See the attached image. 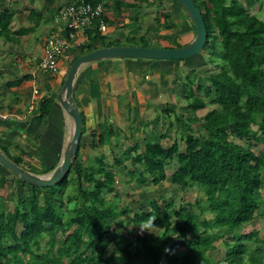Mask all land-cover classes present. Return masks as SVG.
I'll return each mask as SVG.
<instances>
[{"label":"trees","instance_id":"1","mask_svg":"<svg viewBox=\"0 0 264 264\" xmlns=\"http://www.w3.org/2000/svg\"><path fill=\"white\" fill-rule=\"evenodd\" d=\"M193 1L207 30L203 50L209 49L211 58H217V71L207 76L206 84L198 83L193 93L186 90L189 120L175 114L183 148L177 141L163 148L162 136H148L143 166L152 185L169 180L181 191L196 188L204 199L176 206L165 197H153L132 211L128 204L115 201L118 184L106 165L86 167L76 152L69 173L53 187H35L18 179L28 189L23 197L12 186L5 199L0 196V264H261L264 237L259 239L256 232L243 234L242 228L264 206V151L256 150V145L264 146V22L240 0ZM6 19L1 30L11 21L8 15ZM97 28L95 23L86 31L88 38L111 46ZM96 49L90 44L79 55ZM208 106L211 109L202 117L196 115ZM51 108L50 99L40 101L39 118ZM1 150L22 167L20 158ZM173 160L174 171L167 176ZM0 170L11 175L1 165ZM144 173L140 184L148 182ZM5 185L7 180L0 175V189ZM69 188L72 191L67 192ZM13 198L16 202L10 211L8 200ZM151 218L159 230L156 235L139 230L126 241L119 232L127 223L153 228ZM44 236L48 242L42 251ZM218 241L224 250L220 260L210 254L217 251ZM250 242L262 247L254 252Z\"/></svg>","mask_w":264,"mask_h":264},{"label":"crops","instance_id":"2","mask_svg":"<svg viewBox=\"0 0 264 264\" xmlns=\"http://www.w3.org/2000/svg\"><path fill=\"white\" fill-rule=\"evenodd\" d=\"M85 1L0 0V25L7 21V15L11 17L5 30L0 27V149L11 158H20L22 168L37 176H49L56 169L73 134V120L57 100L70 64L90 44L103 47L97 39H89L87 32L79 34L80 45L60 56L54 74L38 70L46 41L59 31L53 16L65 6ZM96 1L104 7L106 25L105 32L98 28L97 32L111 46L145 43L154 48H175L195 38L192 22L175 0ZM240 2L264 22V10H260L264 9V0ZM209 53L204 49L180 61L106 59L84 64L76 74L72 98L82 115L78 161L86 167L105 164L115 176L117 192L123 195L120 201L138 205L133 206L134 211L150 199L146 195L150 176L143 166L146 138L160 135L163 148L175 141L183 148L175 114L189 120L186 90L193 93L198 83L206 84L207 76L217 71L215 63L207 60ZM44 99L52 101V108L40 119L38 107ZM209 109L199 110L196 115L202 117ZM196 128L193 124L194 132ZM141 173L148 180L145 184L139 183ZM0 175L7 180L0 189L1 197L2 192L8 195L11 189L20 197L28 192L18 179L2 170ZM261 195L264 197V187ZM262 219L264 206L242 233L256 232L262 240ZM245 228L250 230L244 232ZM250 246L255 252L262 244L254 246L250 242ZM260 263L264 264V256Z\"/></svg>","mask_w":264,"mask_h":264},{"label":"water","instance_id":"3","mask_svg":"<svg viewBox=\"0 0 264 264\" xmlns=\"http://www.w3.org/2000/svg\"><path fill=\"white\" fill-rule=\"evenodd\" d=\"M189 17L195 28V38L191 43L179 48H154L142 46H108L101 47L74 59L70 64L65 82L57 96L60 106L70 115L74 130L70 142L63 153L62 162L46 177L37 176L10 161L0 149V165L12 176L35 187L49 188L63 179L70 171L75 154L79 148L82 130V115L74 104L72 89L79 68L88 63L114 59L139 58L147 60L176 61L185 60L200 53L207 40V30L201 10L193 0H176Z\"/></svg>","mask_w":264,"mask_h":264},{"label":"built area","instance_id":"4","mask_svg":"<svg viewBox=\"0 0 264 264\" xmlns=\"http://www.w3.org/2000/svg\"><path fill=\"white\" fill-rule=\"evenodd\" d=\"M104 7L102 4L92 5L86 2L74 3L60 9L53 16V23L59 31L53 33L46 41L43 55L38 64L42 74L51 75L57 71L60 56L79 46L78 35H84L87 30L98 24V29L105 32L103 21ZM37 90L34 91L36 95Z\"/></svg>","mask_w":264,"mask_h":264},{"label":"rangeland","instance_id":"5","mask_svg":"<svg viewBox=\"0 0 264 264\" xmlns=\"http://www.w3.org/2000/svg\"><path fill=\"white\" fill-rule=\"evenodd\" d=\"M260 10L262 12L264 9L261 7ZM259 16L261 17L262 13ZM157 29H159V28L157 27ZM66 52H68V51H66ZM66 52H64V53H66ZM206 57H207V60H209L211 63L212 62L215 64L218 63L217 58H215V57L211 58L210 55H208ZM193 91H195V90H193ZM256 150L257 151H264V146H257L256 145ZM174 167H175V163L174 164L170 163L167 166V175H170L171 171L174 170ZM147 186L149 187V189L146 191V195H148L147 197H149L150 199L153 197H165L168 201L175 202L176 206H179L182 203H186V202L194 203V201H196L198 199H204L203 193L201 191H198L196 188L181 191L179 189V187H177L176 185L170 184L169 180H166L157 186H154L149 182V184ZM70 191H72V188H69L67 192H70ZM65 195H68V194L65 193ZM122 196L120 195L119 192H117V198L115 199V201H117L119 205L121 204L120 200H122ZM2 197L5 199L7 197V194H3V192H2ZM62 197H64V196L62 195L61 198ZM15 202H16L15 198H13V201L8 200V206H9L10 211H12ZM64 205L67 206L66 200L64 201ZM133 206L138 207V205H131L130 208L132 209V211H134ZM127 217L128 216H125L123 219L127 221ZM262 221H263V219L260 222V224L262 225L261 229H260V236L261 237L264 235V221L263 222ZM140 227L147 229L153 235H156L159 232V230L157 228H155V227L149 228L147 224L142 225ZM140 227L133 228L130 225H128V223H127L125 227H123L119 230V232L122 233L123 236L125 237V240L128 241L131 238L130 235H134L139 230H141ZM247 230H250V228L249 229L245 228L244 232ZM47 242H48V236H44L41 240V248H42L41 250L42 251H44L46 249ZM215 245L217 247V251H213L210 254L212 257H214V259L220 260L224 256V250L222 249L223 245L221 244V241L216 242Z\"/></svg>","mask_w":264,"mask_h":264},{"label":"clouds","instance_id":"6","mask_svg":"<svg viewBox=\"0 0 264 264\" xmlns=\"http://www.w3.org/2000/svg\"><path fill=\"white\" fill-rule=\"evenodd\" d=\"M154 220H155V218H151V226L154 228ZM140 229H141V231L142 232H149L147 229H145V228H143V227H140ZM149 233H151V232H149Z\"/></svg>","mask_w":264,"mask_h":264}]
</instances>
